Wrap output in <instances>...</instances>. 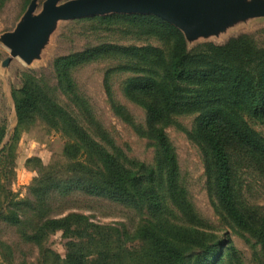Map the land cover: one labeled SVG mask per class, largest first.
<instances>
[{
	"label": "rangeland",
	"instance_id": "374dc122",
	"mask_svg": "<svg viewBox=\"0 0 264 264\" xmlns=\"http://www.w3.org/2000/svg\"><path fill=\"white\" fill-rule=\"evenodd\" d=\"M30 1L0 0V127L5 128L0 148L7 143L0 153V187L10 190L14 200H33L37 188L53 185L47 194L52 208L48 214L60 217L69 212L82 213L93 223L117 226L127 232L144 224L165 225L164 234L174 233L179 226H191L216 249L202 264H264V247L256 243L254 232L236 225L215 195L204 147L195 136L197 111L172 113L166 119L164 133L175 155L177 173L174 192L170 194L164 170L158 171L157 205L90 194L70 185L79 180L82 187L87 185L83 182L87 179L67 170L73 161L86 163L85 156L71 158L66 154L64 148L72 142L71 135L61 125L45 121L43 113H32L24 124H18L12 91L26 81L36 83L95 141L110 150L117 148L131 160L156 166L158 147L155 139L145 133V110L128 95L126 87L137 77L162 78L161 62L168 59L172 39L152 23L107 17L152 14L108 13L59 20L51 26L37 57L28 63L14 57L2 66L8 50L1 36L14 29ZM36 1L39 11L44 0ZM177 29L191 58L238 37H246L255 48L264 49V17L234 20L213 33L192 38ZM99 46L108 47V51L71 61L68 66L59 61ZM119 48L151 50L146 53L147 58H142L139 53L126 55ZM240 117L264 140L263 120L247 114ZM230 156L233 196L255 227L260 221L264 224V165L257 155L244 149L232 148ZM67 186L71 188L64 190ZM14 215L19 216L20 222L7 220ZM36 223L35 213L24 205L0 212V264H64L68 239L56 230L48 233L41 244L34 243L28 236ZM118 244L113 241L112 247ZM141 245L136 239L123 242L122 249H127L128 254L122 255L121 264L139 263L136 253L141 251ZM198 252L194 248L187 250L185 264H193V255Z\"/></svg>",
	"mask_w": 264,
	"mask_h": 264
},
{
	"label": "trees",
	"instance_id": "16d2710c",
	"mask_svg": "<svg viewBox=\"0 0 264 264\" xmlns=\"http://www.w3.org/2000/svg\"><path fill=\"white\" fill-rule=\"evenodd\" d=\"M107 17L152 23L172 39L168 59L161 62L162 78L137 77L126 87L128 95L145 110V133L156 141L157 165L131 160L117 148L110 150L95 141L73 116L63 111L34 82L26 81L21 88L12 91L18 124H24L32 113H43L45 121L53 126L61 125L71 135L72 142L64 151L71 158L84 155L87 161L76 160L67 165L71 173L87 179L83 181L87 184L83 187L81 180L71 183L75 188L114 199L145 201L155 206L159 202L155 185L158 171L164 170L170 194L174 192L172 187L177 173L175 155L164 133L166 119L172 113L197 111L195 136L204 147L215 195L235 224L253 231L256 243L264 247L263 221L256 228L235 200L230 168L232 148L257 155L264 165V140L240 117L247 114L264 121V49L255 48L246 37H238L191 58L186 52L182 33L157 16L112 14ZM107 48L99 46L59 61L62 66H68L71 61L107 52ZM119 50L129 56L139 53V57L147 58L146 53L151 49ZM4 134L5 128L1 126L0 144ZM6 147L7 143L0 148V153ZM52 186L42 189L35 186L33 200H14L15 195L2 186L0 212L10 206L24 205L35 213L37 223L28 236L34 243L41 244L48 233L61 230L68 239L64 264H121L122 255L128 254L127 249H122L123 242L135 239L142 242L141 251L136 253L141 260L137 264H185L186 251L190 248L200 250L193 255V264H202L208 254L216 251L214 245L205 243L202 232L188 225L175 228L172 234H164L165 225L159 227L158 224L154 227L144 224L134 232H127L117 226L93 223L82 213L52 216L48 214L52 208L47 201ZM70 188L67 186L64 190ZM11 218L20 222L17 215L9 216L7 220ZM113 241L119 244L112 247Z\"/></svg>",
	"mask_w": 264,
	"mask_h": 264
},
{
	"label": "water",
	"instance_id": "95a60500",
	"mask_svg": "<svg viewBox=\"0 0 264 264\" xmlns=\"http://www.w3.org/2000/svg\"><path fill=\"white\" fill-rule=\"evenodd\" d=\"M36 9L37 1L31 0L14 29L2 34L8 50L2 66L14 57L27 63L37 57L51 26L59 20L108 13L152 14L192 38L234 20L264 17L262 0H44Z\"/></svg>",
	"mask_w": 264,
	"mask_h": 264
}]
</instances>
